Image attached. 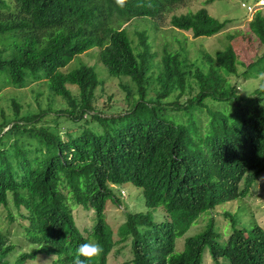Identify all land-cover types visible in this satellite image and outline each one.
I'll return each mask as SVG.
<instances>
[{
	"label": "trees",
	"instance_id": "obj_1",
	"mask_svg": "<svg viewBox=\"0 0 264 264\" xmlns=\"http://www.w3.org/2000/svg\"><path fill=\"white\" fill-rule=\"evenodd\" d=\"M183 1L130 0L121 9L114 0H0V35L13 40L5 59L0 53L7 87L42 84L46 100L64 103L61 109L45 107L37 93L38 114L22 115L12 99L11 120L0 124V222L3 212L9 225L20 220L24 237L37 247L10 263L15 246L0 226V264H24L37 255L52 257L51 264H72L77 248L91 239L103 247L91 264H108L113 249L120 246L119 253L125 245L131 258L122 264H201L206 251L213 264H264L259 226L235 230L220 244L212 222L175 253L176 238L200 215L245 198L264 174V78L242 93L246 82L264 73V16L257 13L245 34H227L222 51L196 50L191 58L185 39L181 44L173 36L177 50L165 40L158 58L150 42L157 20ZM138 20L155 22L130 36L123 26ZM169 25L196 39L221 33L226 22L202 8L171 15ZM93 50L95 68L80 64L65 71ZM98 69L119 81L124 111L109 103L95 107L104 81ZM179 111L188 114L187 125L167 119ZM51 112L72 127L83 125L74 134L66 131L64 139L60 122L54 129L33 125ZM126 183L142 190L148 210L162 207L164 216L155 222L150 212L129 213L114 241L106 205L117 200L111 188ZM75 205L93 211L87 235L75 225Z\"/></svg>",
	"mask_w": 264,
	"mask_h": 264
},
{
	"label": "rangeland",
	"instance_id": "obj_2",
	"mask_svg": "<svg viewBox=\"0 0 264 264\" xmlns=\"http://www.w3.org/2000/svg\"><path fill=\"white\" fill-rule=\"evenodd\" d=\"M6 1L10 2L11 0ZM258 1L260 0H213L209 3L210 0H184L174 11H172V13L157 20L159 29L155 35H151L150 42L152 43L153 48L158 50V58H160L161 55L160 44L165 40L172 45L173 51L177 50L176 43L171 40L173 36H176L175 38L177 40L179 39L181 44H183L182 41L185 39L186 43H184L188 46V52L191 58L195 54L196 50L198 51L202 49L208 53L222 51L229 43V41H227V34H233L236 32L245 34L248 30V23L251 22L257 13L260 12L264 16V8L257 9L254 13L249 14L241 7L242 4L255 6ZM202 8L205 9L212 18L218 20L219 22H226V26L221 33L209 38L202 37L193 39L190 32H181L171 29V26L169 25L171 15H183L189 12H195ZM149 22L153 24L155 20H150ZM149 22L147 20L132 21L130 24H125L123 27H125L129 35L132 36L135 31L145 29L149 25ZM150 32L153 33L154 30H151ZM12 43L13 40L10 35H0V53L3 54L1 59H5L7 57L6 53L3 51H9L12 47ZM253 47L256 51L257 48L255 44ZM96 54L97 51L93 50L86 55H81L80 57L75 58L65 71L73 70L79 67L80 64L93 67L97 64ZM257 54H260V52L257 51ZM96 72L98 73L99 78H103L104 81L102 88L96 92L95 107L98 108V110H102L103 107L109 103L117 112L124 111L127 105L125 98L126 94L120 87L119 81L109 79L106 77L105 73H101L99 69L96 70ZM262 78H264V73L260 74L257 80H250L246 82L247 84L242 89L243 95H248L252 89L251 87L254 86L253 89L257 87L260 84V79ZM125 81L127 82V80ZM232 81H234V79H232ZM240 81L241 83L245 82L243 80ZM7 82V78L0 73V124L11 120L9 117L12 116V113L14 112L11 104L12 99L21 104L22 108L20 113L22 115L29 114L30 112L28 111H34L33 114H38L36 113L38 104L35 100L37 93L40 94L39 101L42 104H45V107L61 109L64 104L60 99H56V103L52 104V98L48 99L50 100L48 103L46 98L49 93L46 90L47 87L45 85L42 86V84H34L25 89L15 90L11 87H7ZM70 89L74 94L76 93V89L74 87H71ZM108 98H111L110 102ZM211 108L213 109V107ZM167 119L175 124L187 125L189 122L188 114L183 115L181 111L169 114ZM54 122H60V136L63 139L65 138L64 134L66 131H68V133H73L74 131L78 132L83 125V121H78L72 127V124L68 122L67 118L55 112L42 116L39 119V122L34 123L33 125L35 127L43 125L44 127L54 129ZM10 127L11 126L4 129L3 132L8 130ZM13 140V137L6 140L8 141L7 147L13 142ZM20 140L23 139L21 138ZM111 190L117 200L114 201V199H111L108 201L105 210V219L113 232L114 241L119 239L118 228L126 221L125 215L129 213L150 212L155 222L162 220V217L164 216L162 207L148 210L145 206L142 190L140 188H137L130 183H126L121 186H113ZM71 211L76 227L82 235H87V232L91 229V226L94 223L93 211L83 210L82 207L77 205L72 206ZM15 213L16 212H13V215L16 220L17 217ZM224 214H226L227 217ZM5 215V212L1 215L2 221L0 222V226L4 231H9V243L15 246V250L9 257L10 263H13L21 254L30 253L37 247L30 244V242L24 237L19 226L21 221L17 220L14 224L9 225ZM210 223L213 224L214 230L218 234V242L220 244H224L231 232L235 230L248 232L255 226H259L264 230V174L251 188L250 193L245 198H239L235 201L221 204L213 210L200 215L184 235L176 238L175 253H180L183 250V243L186 238L199 235ZM119 248L120 246H117L110 253L108 257V264H122L131 258V252L128 245H125V248L121 249L119 253H115V251ZM52 259V257H47L45 255H37L36 259L33 261H27L24 264H51ZM201 264H213L208 251L205 252Z\"/></svg>",
	"mask_w": 264,
	"mask_h": 264
},
{
	"label": "clouds",
	"instance_id": "obj_3",
	"mask_svg": "<svg viewBox=\"0 0 264 264\" xmlns=\"http://www.w3.org/2000/svg\"><path fill=\"white\" fill-rule=\"evenodd\" d=\"M116 6L125 9L129 6L130 0H114ZM103 254V247L94 241L82 243L76 250L72 264H91L98 256Z\"/></svg>",
	"mask_w": 264,
	"mask_h": 264
},
{
	"label": "built area",
	"instance_id": "obj_4",
	"mask_svg": "<svg viewBox=\"0 0 264 264\" xmlns=\"http://www.w3.org/2000/svg\"><path fill=\"white\" fill-rule=\"evenodd\" d=\"M256 6V7H255ZM255 6H249V5H245V4H242L241 7L243 9H245V11L249 14H252L254 13L257 9H261V8H264V0H260L256 3Z\"/></svg>",
	"mask_w": 264,
	"mask_h": 264
}]
</instances>
